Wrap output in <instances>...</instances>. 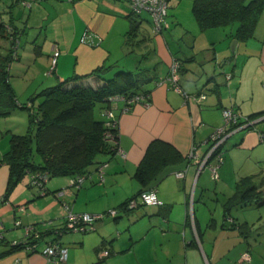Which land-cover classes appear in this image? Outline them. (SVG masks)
I'll list each match as a JSON object with an SVG mask.
<instances>
[{"label":"crops","instance_id":"0c3cea01","mask_svg":"<svg viewBox=\"0 0 264 264\" xmlns=\"http://www.w3.org/2000/svg\"><path fill=\"white\" fill-rule=\"evenodd\" d=\"M187 1L192 14L191 0ZM180 2L168 1L167 12L174 9L176 26L172 28V21L166 19L163 29L167 35L154 33L149 18L142 17L153 47L152 56L142 64L150 67L142 85L148 94L131 102L128 109L121 97L114 103L121 154L100 155L86 170L89 180L79 187L70 185V177L64 176L49 178L44 190H39L29 184L26 173L7 194L9 167L0 162V264H58L42 252L54 238L67 250L64 264H264V239L258 241L252 225L229 213L233 205L260 206L242 202L252 201L253 197L243 192L250 182L259 188L256 179L264 166V142L259 133L264 132V118L226 138L217 179L207 167L197 171L210 134L222 125V108L232 107L247 116L264 113V11L253 36L240 40L233 35L235 23L200 30L192 14L184 26L175 10ZM0 10L2 20L19 40L27 38L25 55L34 60L45 56L50 69L51 54L54 48L59 50L53 70L57 80L48 81L56 83L69 76V60L78 51L85 31L100 39V44L115 36L124 38L130 12L122 0H0ZM174 58L180 61L181 88L189 94L206 92L201 103L184 100L169 85V65ZM13 69L11 63L9 81L16 93ZM48 84L38 83L34 90L54 85ZM5 123L0 119V159L8 149L6 135L14 133ZM152 139L168 141L180 155L155 185L162 204L139 205L133 214L122 209L121 214L129 216L119 222L118 210L112 219L104 216L96 220L90 233L68 231L56 237L49 231L63 226L64 204L74 212L100 213L118 208L136 195L141 185L133 175ZM192 147L195 151L190 157ZM100 163L102 180L96 171ZM177 171H183V176L178 177ZM245 177L249 181L242 186ZM210 203H214L212 210ZM17 220L20 225L15 224ZM49 221L52 224L38 239L36 250L12 248L11 241L23 237L25 225ZM117 227L125 231H117L115 236ZM103 250H108V255L100 254ZM245 252L248 259L242 257Z\"/></svg>","mask_w":264,"mask_h":264},{"label":"trees","instance_id":"16d2710c","mask_svg":"<svg viewBox=\"0 0 264 264\" xmlns=\"http://www.w3.org/2000/svg\"><path fill=\"white\" fill-rule=\"evenodd\" d=\"M191 11L200 30L221 28L235 23L233 35L240 40H246L254 34L258 19L264 11V0H191ZM127 18L129 26L124 33V44L128 53L138 49L142 61H148L153 47L149 43L152 36L146 28V22L141 15L132 11ZM0 37L6 38L8 42L7 55L0 54V116L8 114L13 106L24 107L29 111L26 132L11 134L8 149L0 159V162L4 161L9 167L6 194L28 171H45L50 178H72L85 173L97 162L100 155L116 152L117 126L108 127L105 124L104 111L113 108L117 100L115 98L130 100L135 96H146L148 90L142 85L148 80L150 67L140 63L135 69L120 68L113 75L104 76V72L111 65L101 64L84 77L73 74L43 88L38 94L41 98L35 107L33 99L26 105H20L9 81V67L17 59L19 38L9 24L2 20L1 10ZM90 76L101 83L96 86L86 84L83 79ZM261 115L264 113L248 116ZM107 132L112 135L114 142L107 138ZM34 155H37L38 163L34 161ZM179 158V153L168 141L152 139L133 175L141 185L140 190L116 209H123L127 201L142 190L156 188L157 182L168 173V167ZM248 181L249 177L242 178L240 184L243 186ZM243 192L253 197L252 201L243 199V204L264 203V191L252 182L243 188ZM49 231L52 232L50 229ZM18 247L21 246H12Z\"/></svg>","mask_w":264,"mask_h":264},{"label":"built area","instance_id":"2783aa9c","mask_svg":"<svg viewBox=\"0 0 264 264\" xmlns=\"http://www.w3.org/2000/svg\"><path fill=\"white\" fill-rule=\"evenodd\" d=\"M130 11L134 14L142 15L145 13L151 23V27L154 33H161L162 29L166 25V16L168 11V1L169 0H124ZM100 39L95 38L92 34H89L85 31L81 37L82 43L88 44H97ZM59 50L54 48L51 57H50V71L54 70V66L56 64L57 57L59 55ZM179 69L180 62L178 59H173L169 65V73H168V83L169 85L179 92L184 100L192 99L198 103H201L206 98V92L189 94L185 92L178 80H179ZM122 98V97H121ZM117 99V98H115ZM124 100V98H122ZM138 96L130 100H124V109H128L130 107V103L139 100ZM114 109H106L104 111L106 121L105 124L108 127L116 126V118L114 114ZM264 116L250 117L247 115H242L238 111H235L232 107H224L222 108V125L217 127L210 134L207 140V149L203 156L198 161V169L199 172L202 168L207 167L210 171L211 177L213 179L218 178V167L223 162V152H222V144L226 140V138L236 129L238 128H246V127H254L255 123H257ZM107 138L113 140L112 135L107 132ZM260 141L264 142V132L259 133ZM114 142V140H113ZM195 147L189 152V156L192 157L194 155ZM116 152L121 154V150L118 147V138H117V148ZM96 171L98 173L99 178L103 179V163L97 165ZM178 177L183 176V171L175 172ZM27 177L29 184L33 187L38 188L39 190H44L45 183L50 178L48 173L45 171H28ZM89 177L87 172L78 174L74 177L69 178L70 185H75L79 187L82 182ZM162 201L158 198L156 193V188L151 187L148 189L142 190L136 197L131 198L127 201L124 208L126 211L133 209L139 205H160ZM66 209L65 220L62 227H57L52 229V232L56 237L61 235L66 231H90L94 229L93 223L96 220H99L106 216L105 212L100 213H87V212H74L72 211L67 204H64ZM117 209H110L107 211L111 216H115L117 213ZM16 225H20V222L17 220L15 222ZM52 221L46 222L45 224L36 225L30 224L24 226V235L20 240L11 241V246L20 245L28 249L29 251H33L37 249V241L44 233L45 230L48 229V225H51ZM1 239V234H0ZM42 252L48 257L54 260L58 264H64L66 261L67 250L66 248L59 242V240L53 239L48 241L47 244L43 247ZM108 250H103L100 254L108 255ZM244 259H248L249 255L245 252L242 256Z\"/></svg>","mask_w":264,"mask_h":264},{"label":"rangeland","instance_id":"374dc122","mask_svg":"<svg viewBox=\"0 0 264 264\" xmlns=\"http://www.w3.org/2000/svg\"><path fill=\"white\" fill-rule=\"evenodd\" d=\"M177 15L180 17L181 21L183 22L184 26H188L190 23V18L192 14H190L189 8H188V1L187 0H181L179 7L175 8ZM174 9L172 7L169 8V13L167 12L166 19H168L170 22L172 21V28H174L175 21H174ZM148 17L145 13L141 15V17ZM140 19V18H137ZM166 29H163V34L167 33L165 32ZM168 32V31H167ZM171 36H169L170 38ZM122 36L118 37L115 36L112 39L108 40L106 43H97V44H88V43H79L78 51L74 52L73 55H71V59L69 60L71 63V66L69 64L70 72L69 76H65L63 78L67 79L68 77L72 76L73 74H77L81 77H84L88 75L93 68H95L98 65L105 64V65H111L108 71L104 72V76H111L113 73L120 69H135L137 65L140 63L144 65L145 61H142L140 52L138 49H135L133 52L128 53V49L126 45L124 44V38ZM26 37L23 36L19 40L18 48L16 50L18 54V59H15L12 61L14 64L13 69V75H14V85L16 87V98L18 100V103L20 105H26L29 103L30 99H33V106L35 107L41 98L38 94L41 92L43 88H38L37 90H34L38 83L40 85H49L48 83L55 84L56 82H48L51 79L57 80L56 73L49 72L50 69L47 66L46 57L42 56L37 59H33V56L25 55L23 53V47L26 45ZM170 41V40H169ZM182 45V44H181ZM7 39L0 37V54L5 56L7 55ZM178 53V50L177 52ZM152 56V55H151ZM66 66V61L63 60L62 62ZM28 64V66H27ZM140 64V65H141ZM48 71V72H47ZM86 78V77H85ZM86 84H91L93 86H96L97 84H100L101 81L98 80L95 77H91L90 79H86L84 81ZM51 85V84H50ZM37 87V86H36ZM42 87V86H41ZM117 97V96H115ZM10 112L5 115H1L0 119L3 122H6V128H10L14 133L23 134L26 132L28 125H29V111L28 109L20 106H13L10 109ZM98 116V114H96ZM264 123V121H262ZM12 133L9 132V135H6L5 140L8 141L9 146V138ZM2 141H0V145H2ZM34 161L38 163V157L37 155H34ZM260 169L262 172H264V166H261ZM260 171L259 175H257L256 181H258L259 189H262L264 191V173ZM25 177V176H24ZM24 177L22 179H24ZM89 180V178L85 179ZM84 182V181H83ZM82 182V184H83ZM214 204V203H213ZM210 203V208L212 210L213 205ZM144 206V205H142ZM243 207V208H241ZM232 206L230 208V215L235 217L237 221L241 222V219H245L250 225L253 226V234L255 236H259L258 241L261 239H264V204L260 206L255 205H244V206ZM119 208V207H118ZM142 207H140L141 209ZM118 216H121L117 222L120 220H126L129 216V214H133L134 210L129 211L128 215H124L122 212V209H118ZM106 216L112 219L113 216L105 212ZM112 222H114L112 220ZM124 223V221H121ZM126 227V226H125ZM94 231V229H93ZM120 232L123 233L125 231L123 228H116L114 230V234L116 236V233ZM68 232V231H66ZM69 232H76V234H82L81 231H69ZM92 232L91 230L88 232ZM264 248V247H262ZM259 250H262L261 248Z\"/></svg>","mask_w":264,"mask_h":264},{"label":"water","instance_id":"95a60500","mask_svg":"<svg viewBox=\"0 0 264 264\" xmlns=\"http://www.w3.org/2000/svg\"><path fill=\"white\" fill-rule=\"evenodd\" d=\"M234 42H236V40H233ZM231 50L233 51L234 50V47H232V45H231Z\"/></svg>","mask_w":264,"mask_h":264},{"label":"clouds","instance_id":"9594fccd","mask_svg":"<svg viewBox=\"0 0 264 264\" xmlns=\"http://www.w3.org/2000/svg\"><path fill=\"white\" fill-rule=\"evenodd\" d=\"M261 116H264V115H261Z\"/></svg>","mask_w":264,"mask_h":264}]
</instances>
